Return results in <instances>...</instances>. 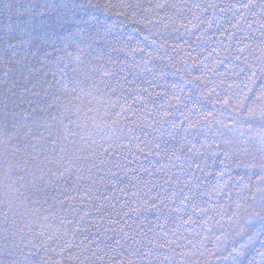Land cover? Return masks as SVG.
Returning a JSON list of instances; mask_svg holds the SVG:
<instances>
[{
    "label": "trees",
    "instance_id": "1",
    "mask_svg": "<svg viewBox=\"0 0 264 264\" xmlns=\"http://www.w3.org/2000/svg\"><path fill=\"white\" fill-rule=\"evenodd\" d=\"M7 2L13 4L14 8L0 7V29L11 28L15 33V25L20 23L22 17L14 14L17 0ZM78 2L99 5L79 9L81 14L91 13L95 17L91 27L81 25L90 34L95 35L98 31L103 32L114 26L116 33L132 37L129 41L132 47L139 44L146 53L149 50L156 51L158 48V45H151L143 40V36L149 34L148 29H151L157 33L153 39L164 40L173 45V48L168 50V56L172 57L170 61L172 66H164L169 63L167 57H164L163 63L160 59L152 61L154 65L164 68L165 76L159 83L180 81L181 76L191 81L180 82L185 92L199 98L196 104L199 111L194 112L191 119L200 122L199 127L205 130L209 141H221L219 133H224L229 138L239 135L231 128L234 113L228 108H220L219 103L214 106L213 101L216 97L210 95V90L215 88L223 99L229 94L228 85L239 82L240 78L235 75L225 76L227 63L225 57L234 54L236 40L246 33H251L252 47L244 54L251 53L255 57H264L260 47V29L258 24L253 22L251 14L247 20L240 21L239 28L233 29L225 19L221 21L222 27L210 28L205 38L197 41L195 35H199V30L193 29L195 35L185 33L181 36L174 30L173 21L134 8L137 3L146 8L149 2L155 3L156 0H78ZM171 2L179 3L181 0ZM125 3L134 7H121ZM171 11L169 10L170 13ZM185 15L190 16V13ZM52 19L54 21V17ZM149 19L154 23L149 24ZM179 23L180 20L175 21V25ZM193 23L198 21L193 20ZM249 23L252 24L251 29ZM64 27L72 28L74 25L65 24ZM221 33L225 35L221 36ZM227 33H233L236 38L229 40ZM2 34L0 32V35ZM13 43H18V40H13ZM229 43L232 45L231 49L227 47ZM36 44L38 45L39 41ZM143 55L144 53L137 52L133 56L129 51L126 57L122 53L110 52L108 46L96 48L89 47L86 43L72 41L66 49L53 57L49 67L42 68L39 57L26 61L33 68L39 69L31 74L29 82L25 83L21 78V69L16 67L12 69L11 77L7 78L9 84L0 85V264L17 262L56 264L57 261L59 264H78L75 256L68 252L61 255L51 250L45 252L41 242L48 238H52L54 242L71 239L74 245L72 253L79 252L76 245L91 247L97 238L96 229L89 227L87 231L77 232L71 237L68 225L64 222L65 218L68 216L71 219L76 210L83 209L90 212L89 219H92L97 216L98 207L107 209L104 215L112 213L114 216L113 205L119 208L123 200L129 198L130 193L137 191L136 177L140 176L145 181L151 179L141 165L151 168L149 161L152 164H156L157 160L165 163L155 151L146 157L145 153L137 150V144L143 147L144 143L151 142L155 135L147 114L144 113V122L139 127L132 125V131L128 132L129 124L127 121L125 125L123 123L117 98L105 87L110 56H119L121 60H127L130 65H134ZM193 56L197 61L195 65L191 59ZM6 70V66L0 65V78H4ZM131 71L132 69H129L130 73ZM196 76H202L203 80H195ZM149 79H153L149 73H143L141 76L128 75V80L132 83L126 86L132 89L133 95H136L137 88L148 89L147 92H140V102L134 106L137 120L142 114L139 109H142L144 104H147V110L155 116L160 111L157 106L167 98L158 95L162 93V89L155 83H147ZM13 80L20 81L24 86L7 91V88L12 87ZM25 87L32 91H25ZM175 103L173 101V104ZM184 104L192 107V103L186 98L180 104L181 109L184 108ZM168 112L172 113L168 117L169 120L183 119L175 107L168 108ZM218 122L229 127H221ZM124 127L128 135L125 142L129 147L127 150H119L111 160H108L106 153L116 150L120 142V130ZM239 127L237 125V128ZM203 138L199 137L201 140ZM203 159L210 165L207 171L213 174L208 176L207 180L214 184L216 183L214 174L222 167L221 159H215V163L211 156H205ZM243 159L251 161L250 157ZM256 169L260 170L259 163ZM109 171L117 173V177L106 183L104 177ZM225 171L231 179L225 177L228 183L226 186L221 185L225 189L224 192L213 195L212 204L205 206L211 209L213 204H228L233 210L243 214V208L246 207L244 197L248 195L244 185L248 183L254 188L260 186L264 172L256 176L253 174L254 170L235 162H229ZM91 183H94L92 198L81 200L83 192L80 190H86ZM139 187L143 188V185ZM120 188L127 189V192L121 193ZM65 192L76 196V200L71 202V210L67 202L63 206L59 202L64 199L62 193ZM99 193H104L109 199L99 198ZM237 204L241 207L237 208ZM145 215L149 221L154 219L152 213ZM213 216L215 219H211ZM220 218L210 211L209 219L201 227L192 225L182 229L184 235H188L192 229L200 232L203 245H206L208 251L193 250L185 255L180 249H176V253H173L172 248L175 245L170 247L168 243L172 239L169 232L174 227L171 219L160 221L165 224V228L163 230L156 228L161 238L155 241V247L148 245L147 241L141 247L145 250L152 247L150 255L152 264H172L168 257H173L175 264H228V261L222 258L227 255V252L222 251L228 246L225 242L227 238L219 231L220 226L215 223V220ZM140 221H143V217H140ZM128 223L133 224L134 228L138 227L135 216L129 218ZM112 226L120 227L119 224ZM144 228L145 230L148 228L146 221ZM209 229L211 231H208ZM108 235L111 236L113 233L109 232ZM151 235L149 232V236ZM216 236H220L219 241L216 240ZM28 241L35 242L37 247L32 248L28 258H25L21 255L20 248ZM28 252L26 248L25 253ZM134 252L131 241H128L126 247L112 255L116 257V264H121L122 261L126 264L129 260L132 264H149L147 259L135 255Z\"/></svg>",
    "mask_w": 264,
    "mask_h": 264
},
{
    "label": "snow or ice",
    "instance_id": "2",
    "mask_svg": "<svg viewBox=\"0 0 264 264\" xmlns=\"http://www.w3.org/2000/svg\"><path fill=\"white\" fill-rule=\"evenodd\" d=\"M0 7L13 9L14 5L7 0H0ZM15 7L14 14L22 17L20 23L15 25V33L11 28L0 29L3 33L0 35V65L7 67L4 78H0V85L9 84L7 78L11 77L12 69L16 67L21 69V78L25 83L29 82L31 74L39 69L33 68L26 61L39 57L41 67H49L53 57L66 49L72 41L86 43L89 47L96 48L108 46L110 52L122 53L126 57L129 51L133 56L137 52L144 53L134 65H130L127 60H121L119 56H110L105 87L112 96L117 98L123 123L125 125L127 121L129 124L128 132L132 131V125L139 127L144 122V113L147 114L155 135L152 141L145 142L143 147L137 144V150L145 153L146 157L155 151L160 159L165 160V163L157 160L156 164L149 161L151 168L141 165L151 179L145 181L137 176V191L130 193L129 198L124 199L119 208L113 205L114 216L112 213L104 215L107 209L98 207L96 208L97 216L92 219H89L90 212L83 209L76 210L73 218L70 219L68 216L65 218L64 222L68 225L71 237H74L77 232L87 231L89 227L96 229L97 238L91 247L76 245L79 252L72 253L74 245L71 239L54 242L52 238H48L41 242L45 252L56 251L57 255L68 252L75 256L78 264H116V257L112 254L126 247L127 242L131 241V247L135 249L134 254L147 259L149 264H152L150 259L152 247L145 250L141 245L147 241L148 245L156 246L155 241L161 238L156 228L162 230L165 228V224L160 223L162 219L165 221L171 219L174 225L169 232L172 239L168 241L170 247L175 245L172 248L173 253H176V249H180L185 255L193 250L208 251L206 245H203L200 232L192 229L188 235H184L182 229L192 225L201 227L209 219L211 211L221 217L215 220V223L220 226L219 231L227 238L225 242L228 246L222 250L227 252V255L222 258L228 261V264H264V179L260 186L255 188L248 183L244 185L248 195L244 197L246 207L243 208V214L233 210L228 204H213L211 209L205 206L212 204L213 195L224 192L225 189L221 185H227L228 180L225 177L231 179L225 171L229 162L244 164L246 168L254 170L253 174L256 176L264 172V57H255L251 53L244 54L252 47L251 33H246L237 39L234 54L225 57L227 61L225 76L235 75L240 78L239 82L228 85L229 94L223 99L215 88L210 90V95L216 97L213 101L214 106L219 103L220 108H228L231 113H234L231 128L239 133L235 138L219 133L221 141L217 142L209 141L205 130L199 127L200 122H194L191 119L194 112L199 111L196 108L199 98L185 92L180 82L191 83V81L181 76L180 81L159 83V80L165 76L164 68L154 65L152 61L160 59L163 63L164 57H167L169 63L164 66H172L170 64L172 57L168 56V50L173 48V45L164 40L153 39L152 37L157 35L156 32L148 29L149 34L143 36L144 41L151 45H158L156 51L149 50L145 53L144 48L139 44L132 47L129 44L132 37L116 33L114 26L108 27L103 32L98 31L95 35L81 27V25L91 27L95 20L91 13L81 14L79 11L88 7H99L91 2L85 5L78 0H17ZM121 7L133 8L134 6L125 3ZM134 8L146 14H156L173 21L174 30L181 36L185 33L195 35L193 29L199 30V35H195L197 41L203 40L210 28L222 27L221 21L227 19L231 27L236 29L240 27V21L247 20L248 15L251 14L253 22H256L260 29V47L261 52H264V0H181L179 3H173L171 0H156L155 3L149 2L146 8L139 3ZM169 10H172L171 13ZM186 13H190V16L185 15ZM145 18H148L147 15ZM176 20H180L179 25H175ZM185 20L187 23H184ZM193 20L198 23H193ZM97 23L100 22L97 21ZM148 23L154 22L149 19ZM65 24L74 25V27L65 28ZM249 28H252L251 23ZM223 35L225 33H221V36ZM227 35L229 40L236 38L233 33H227ZM13 40H18V43H13ZM37 41H39L38 45ZM227 47L231 49V43ZM191 59L195 65L196 57L193 56ZM129 69H132L131 73ZM143 73L152 74L153 79L147 80V83H155L162 89V93L158 95H164L167 98L157 106L160 111L155 116L147 110V104H144L143 108L139 109L142 114L137 120L134 106L140 102V92H147L148 89L137 88L136 95H133L132 89L126 85L132 83L128 80L129 74L141 76ZM195 80L202 81L203 77L196 76ZM18 86L24 85L20 81L13 80L12 87L7 88V91H12ZM25 91L32 90L25 87ZM185 98L192 103V107L184 104V108L181 109L180 104ZM173 101L176 103L173 104ZM172 107L180 112L183 119H168L172 115L168 112V108ZM204 120H207L206 115ZM218 123L221 127H229L222 122ZM237 125L240 127L237 128ZM120 131V142L116 150L106 153L108 160H111L119 150H127L129 147V144L125 142L128 139L125 127ZM200 136L204 138L201 140ZM205 156H211L213 163L215 159H221L222 167L214 174L216 180L214 184L207 180L208 176L213 174L207 171L210 165L203 159ZM243 157H250L251 161H245ZM253 161L255 163H252ZM258 163L259 171L256 169ZM156 165L159 166L156 167ZM153 168L155 170H152ZM116 177L117 173L109 171L104 179L108 183ZM139 185H143V188ZM93 187L94 183H91L86 190H80L83 192L80 199H91ZM157 188L159 191H154ZM120 192L125 193L127 189L120 188ZM62 195L64 199L59 201L60 204L63 206L67 202L71 210V202L76 200V196L66 192ZM98 195L101 199H109L104 193ZM236 207L240 208L241 205L237 204ZM146 213H152L154 219L149 221ZM133 216L138 222V227L135 228L133 224L128 223V219ZM140 217H143V221H140ZM145 221L148 224L147 230L144 228ZM116 224L120 227L112 226ZM109 232L113 235L109 236ZM149 232L152 233L151 236ZM216 240L219 241L220 236H216ZM36 247L35 242L28 241L20 248V253L28 258L31 249ZM26 248L29 250L27 254ZM168 259L175 264L173 257ZM56 264H59V261ZM121 264L125 262L122 261ZM126 264H132V261L129 260Z\"/></svg>",
    "mask_w": 264,
    "mask_h": 264
}]
</instances>
